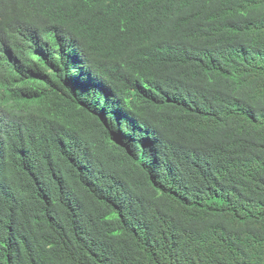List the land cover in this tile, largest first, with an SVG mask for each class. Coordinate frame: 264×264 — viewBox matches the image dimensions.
I'll use <instances>...</instances> for the list:
<instances>
[{
  "label": "trees",
  "instance_id": "1",
  "mask_svg": "<svg viewBox=\"0 0 264 264\" xmlns=\"http://www.w3.org/2000/svg\"><path fill=\"white\" fill-rule=\"evenodd\" d=\"M0 264H264V0H0Z\"/></svg>",
  "mask_w": 264,
  "mask_h": 264
}]
</instances>
